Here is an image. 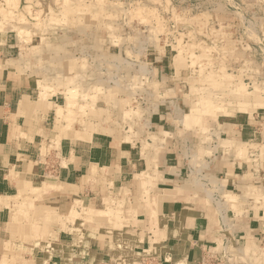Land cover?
<instances>
[{
	"label": "crops",
	"instance_id": "obj_1",
	"mask_svg": "<svg viewBox=\"0 0 264 264\" xmlns=\"http://www.w3.org/2000/svg\"><path fill=\"white\" fill-rule=\"evenodd\" d=\"M24 48L17 33H0V251L25 225L30 256L40 264H140L148 257L232 264L235 246L259 241L264 205L249 190L264 168V110L237 111L210 137L181 138L182 91L166 74L151 126L138 134L109 133L104 125L65 134V94L41 89ZM116 198L137 213L133 232L105 234L68 218ZM44 227V238H36ZM119 234L129 237L118 243Z\"/></svg>",
	"mask_w": 264,
	"mask_h": 264
},
{
	"label": "rangeland",
	"instance_id": "obj_2",
	"mask_svg": "<svg viewBox=\"0 0 264 264\" xmlns=\"http://www.w3.org/2000/svg\"><path fill=\"white\" fill-rule=\"evenodd\" d=\"M0 33L18 34L41 89L65 94V134L92 125L138 134L151 123L166 74L175 75L182 91L181 138L210 137L233 113L264 110V0H0ZM249 191L263 206L264 168ZM123 205V198L111 199L98 212L83 217L81 209L68 218L105 234L133 232L138 215ZM23 228L18 241L4 243L0 264L41 263L28 250L30 226ZM40 232L36 238H44L46 228ZM117 236L118 243L129 237ZM234 248L232 264H264V230L259 241ZM206 260L224 264L218 257Z\"/></svg>",
	"mask_w": 264,
	"mask_h": 264
},
{
	"label": "built area",
	"instance_id": "obj_3",
	"mask_svg": "<svg viewBox=\"0 0 264 264\" xmlns=\"http://www.w3.org/2000/svg\"><path fill=\"white\" fill-rule=\"evenodd\" d=\"M148 258H149V257H148ZM148 258L143 259V260L140 262V264H152V260H148ZM150 258H152V257H150ZM199 262H200V263H198V264H205V262H207V260H206V259H205V260L201 259ZM156 264H164V261H161V262L157 261ZM218 264H219V263H218Z\"/></svg>",
	"mask_w": 264,
	"mask_h": 264
},
{
	"label": "bare ground",
	"instance_id": "obj_4",
	"mask_svg": "<svg viewBox=\"0 0 264 264\" xmlns=\"http://www.w3.org/2000/svg\"><path fill=\"white\" fill-rule=\"evenodd\" d=\"M6 2V1H5ZM7 14V13H6ZM17 31V30H16ZM191 64H192V62H191ZM73 97V96H72ZM60 107V106H59ZM67 110V109H66ZM199 110V109H198ZM59 112V111H58ZM61 113V112H60ZM192 113H194V111H192ZM67 118V117H66ZM188 123V122H187ZM65 137V136H64ZM36 191V190H35ZM37 193V192H36ZM19 195V194H18ZM26 196V195H25ZM8 199V198H7ZM117 211V210H116ZM98 212V211H97ZM102 212V211H101ZM73 215H78V214H73ZM89 215V214H88ZM88 215H85V216H83V217H86V216H88ZM79 216V215H78ZM81 218V217H80Z\"/></svg>",
	"mask_w": 264,
	"mask_h": 264
}]
</instances>
